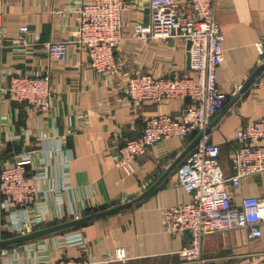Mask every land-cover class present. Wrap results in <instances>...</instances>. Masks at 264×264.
<instances>
[{
	"label": "crops",
	"instance_id": "0c3cea01",
	"mask_svg": "<svg viewBox=\"0 0 264 264\" xmlns=\"http://www.w3.org/2000/svg\"><path fill=\"white\" fill-rule=\"evenodd\" d=\"M93 1L0 0V19L7 35L0 50V73L21 74L36 68L50 71L53 79L48 109L0 95V167L14 163L26 150L38 149L29 174L36 175L46 167L51 180H60L62 159L70 157L71 187L63 192V203L54 192L46 193L44 179L39 182L38 202L46 201L49 206L47 223L41 227L73 219L72 212L80 217L137 198L168 171L189 144L177 137L150 144L136 158V171L131 175L119 166V148L144 130L148 118L161 113L179 116L191 105L181 97L137 104L125 91L128 77L136 71L154 76L192 74L190 49L188 40L138 36L135 25L151 21V0H124V38L116 50L117 67L98 72L90 66L86 48L77 42L78 19L73 10L74 2ZM174 2L179 11L192 13L190 0ZM215 17L225 46V59L217 69L218 86L230 93L235 83L244 85L264 64L256 45L264 34V0H217ZM24 24L29 32L22 43L17 36ZM62 39L71 42L64 61L50 57L46 45ZM260 118H264V90L251 85L231 96L212 117L209 134L220 145V162L227 176L234 173L231 146L242 144L235 138L236 130ZM228 188L234 205L240 206L244 196L257 195L264 210V172L243 177L237 186L228 183ZM191 198L178 182L176 167L153 195L113 215L80 228L1 246L0 264H56L63 257L85 256L95 259L92 264H179L191 234L188 230L167 232L163 208ZM3 231L13 237L6 228L0 230V238H7ZM74 232L83 234V244L67 243ZM39 240L46 241L47 247L41 248ZM120 246L128 252L125 260L105 258ZM202 257L201 264H264V226L263 235L256 238H249L245 228L211 231L203 238Z\"/></svg>",
	"mask_w": 264,
	"mask_h": 264
},
{
	"label": "built area",
	"instance_id": "2783aa9c",
	"mask_svg": "<svg viewBox=\"0 0 264 264\" xmlns=\"http://www.w3.org/2000/svg\"><path fill=\"white\" fill-rule=\"evenodd\" d=\"M217 0H190L192 13L186 14L176 7L174 0H151V21L137 23L135 32L141 38L163 40L180 38L191 40L190 62L192 74L154 76L144 71L130 75L125 84L129 98L140 104L144 101L161 102L176 97L187 98L191 105L181 115L161 113L147 119L144 130L127 140L116 156L117 163L127 175L136 171V158L147 147L171 137L188 140L202 133L199 141L177 167L179 184L191 193V200L163 208L164 227L169 233L188 230L191 242L183 250L179 264H201L202 243L206 234L215 230L245 228L249 238L263 235L264 210L259 196L242 198L240 206L234 205L228 183L237 186L242 178L264 172V118L252 120L239 127L235 138L242 144H232L230 162L234 173L227 176L220 162V145L211 140L210 121L227 100L240 92L241 84H234L230 93L220 90L217 80L218 66L225 59L224 35L215 17ZM127 8L124 0H95L74 2L77 14V42L86 48L90 66L98 72H107L117 67L116 50L122 42L123 11ZM29 27H19L17 39L26 42ZM6 27L0 19V50L5 46ZM69 40L49 41L47 50L50 57L66 60ZM264 55V34L256 42ZM6 79V83H3ZM264 90V68L250 84ZM0 95L13 102L27 103L48 109L52 106L53 79L50 71L36 68L27 73H0ZM47 137V134L44 133ZM60 144L62 143L59 140ZM2 145L0 142V152ZM38 149L22 152L12 164L0 167V230L7 228L13 236L26 234L47 223L49 206L38 202L39 182L45 180L46 193L54 192L57 201L63 203V192L71 187L70 157L62 159L60 180H51L47 168L36 175H30L28 167ZM44 159L42 162L44 163ZM48 180V181H47ZM77 216L76 212H72ZM75 217V218H76ZM40 241V242H39ZM41 248L48 243L39 240ZM69 245L83 244L81 232L71 233ZM0 246V254H1ZM125 247H117L105 258L125 260ZM88 256L63 257L56 264H92Z\"/></svg>",
	"mask_w": 264,
	"mask_h": 264
},
{
	"label": "water",
	"instance_id": "95a60500",
	"mask_svg": "<svg viewBox=\"0 0 264 264\" xmlns=\"http://www.w3.org/2000/svg\"><path fill=\"white\" fill-rule=\"evenodd\" d=\"M191 40L188 41V47L189 49L191 48ZM189 62H190V56H189ZM264 68V64L261 65L257 70H255V72L250 76V78L245 82L244 85H242L240 92H243L253 81L254 77L256 76V74ZM222 114V112L220 113ZM202 136V133L197 134L187 145L186 149L181 153V155L173 162V164L169 167L168 171L155 183L153 184L151 187H149L147 190H145L140 196H138L137 198L123 203V204H119L117 206H113L110 208H106L103 210H99L96 212H93L91 214H87L84 216H80V217H76L70 220H66V221H62L56 224H52L49 226H44L38 229H35L31 232H28L26 234H22V235H16L10 238H0V246H4V245H9V244H16V243H22V242H26V241H30V240H34L37 238H41L44 237L46 235L52 234V233H56L59 231H65V230H69L72 228H80L86 224H88L90 221L95 220V219H99V218H103V217H107L109 215H113L125 208L130 207L131 205H133L135 202H138L144 198H148L151 195H153L157 188L159 187L160 183L163 181V179L165 177H167V175L176 167H178L180 165V163L183 161V159L189 154V152L192 150V148L196 145V143L199 141L200 137Z\"/></svg>",
	"mask_w": 264,
	"mask_h": 264
},
{
	"label": "trees",
	"instance_id": "16d2710c",
	"mask_svg": "<svg viewBox=\"0 0 264 264\" xmlns=\"http://www.w3.org/2000/svg\"><path fill=\"white\" fill-rule=\"evenodd\" d=\"M194 136H195V135H194ZM194 136H193V138H194ZM95 212H96V211H95ZM91 213H93V212H87V214H91ZM87 214H86V215H87ZM72 229H76V228H72ZM69 230H71V229H69ZM65 231H66V230H65ZM3 232H4V231H3ZM1 234H2V232H1ZM2 236H3V237H7V238H9L8 234L5 233V232L2 234Z\"/></svg>",
	"mask_w": 264,
	"mask_h": 264
}]
</instances>
